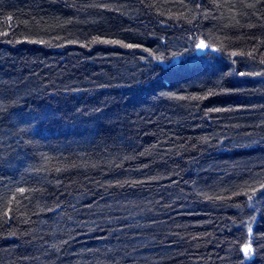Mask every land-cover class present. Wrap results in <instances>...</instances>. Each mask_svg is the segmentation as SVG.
Here are the masks:
<instances>
[{"label":"trees","instance_id":"1","mask_svg":"<svg viewBox=\"0 0 264 264\" xmlns=\"http://www.w3.org/2000/svg\"><path fill=\"white\" fill-rule=\"evenodd\" d=\"M0 264H264V0H0Z\"/></svg>","mask_w":264,"mask_h":264},{"label":"snow or ice","instance_id":"2","mask_svg":"<svg viewBox=\"0 0 264 264\" xmlns=\"http://www.w3.org/2000/svg\"><path fill=\"white\" fill-rule=\"evenodd\" d=\"M127 47H133V45H127ZM197 47L203 49V48L207 47V45L205 44L204 41H201L197 45ZM21 191H23V190H21ZM249 232H251V228H249ZM243 251H244V254L246 256H251L252 255V252H253V249H252L251 245L249 244V245H247V246L244 247Z\"/></svg>","mask_w":264,"mask_h":264},{"label":"water","instance_id":"3","mask_svg":"<svg viewBox=\"0 0 264 264\" xmlns=\"http://www.w3.org/2000/svg\"><path fill=\"white\" fill-rule=\"evenodd\" d=\"M197 49H198V52H199V53H203V52H206L207 47H205V48H203V49L197 47Z\"/></svg>","mask_w":264,"mask_h":264}]
</instances>
